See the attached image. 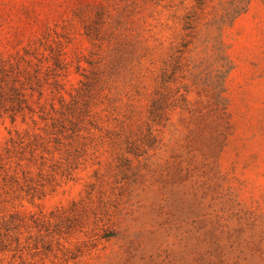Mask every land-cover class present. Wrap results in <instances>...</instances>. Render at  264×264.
Returning a JSON list of instances; mask_svg holds the SVG:
<instances>
[{"label": "rangeland", "instance_id": "374dc122", "mask_svg": "<svg viewBox=\"0 0 264 264\" xmlns=\"http://www.w3.org/2000/svg\"><path fill=\"white\" fill-rule=\"evenodd\" d=\"M0 264H264V0H0Z\"/></svg>", "mask_w": 264, "mask_h": 264}]
</instances>
